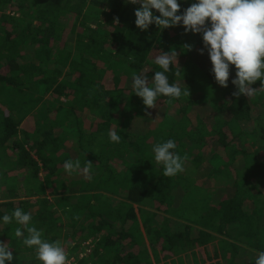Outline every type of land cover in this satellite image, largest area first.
<instances>
[{"label": "trees", "instance_id": "trees-1", "mask_svg": "<svg viewBox=\"0 0 264 264\" xmlns=\"http://www.w3.org/2000/svg\"><path fill=\"white\" fill-rule=\"evenodd\" d=\"M178 2L182 14L195 0ZM137 8L0 0V242L11 264H40L15 236L22 226L3 222L16 208L68 244L74 264H254L264 251V92L234 97L235 67L220 87L202 34L141 31ZM172 50L166 75L190 96L158 97L148 116L132 74L151 81L155 56ZM169 139L188 159L164 177L152 147ZM76 159L93 164L91 180L65 172Z\"/></svg>", "mask_w": 264, "mask_h": 264}, {"label": "clouds", "instance_id": "clouds-1", "mask_svg": "<svg viewBox=\"0 0 264 264\" xmlns=\"http://www.w3.org/2000/svg\"><path fill=\"white\" fill-rule=\"evenodd\" d=\"M133 5L139 4L135 10V25L141 31H147L150 25L158 29H168L182 25L185 34H202L203 48L199 54L206 50L212 65L211 72L215 82L222 88L228 87L230 68L235 67V78L231 83L236 91L234 97L241 95L248 98L258 92H264V0H195L180 13L178 0H125ZM153 10L159 13L154 15ZM114 24H119L118 18ZM187 51L192 45L183 46ZM177 52H163L155 56L154 63L162 71H156L151 81L145 74H132V89L134 94L141 98L145 106L146 115L151 116L147 109L157 107L158 97L169 98L167 103L178 100L182 96L189 97L187 87L181 88L179 83H170L166 73L171 71V65L177 61ZM181 75L178 66L175 76ZM257 81L260 88H253ZM109 140L119 143L121 136L115 131H109ZM177 145L169 139L153 145L154 161L162 166L164 177H173L184 171L187 155L181 156L175 152ZM63 168L68 175L82 173L91 180L93 164L86 161L81 166L80 160H68ZM13 221L17 225L16 237H23L22 243L35 250V260L40 264H70L69 257L59 240L49 242L43 238V231L35 226H29L32 221L31 213L20 208L14 209L9 215L3 216L4 224ZM25 231L27 236H25ZM13 252L8 244L0 242V264L13 260ZM254 264H264V251L258 252Z\"/></svg>", "mask_w": 264, "mask_h": 264}, {"label": "built area", "instance_id": "built-area-1", "mask_svg": "<svg viewBox=\"0 0 264 264\" xmlns=\"http://www.w3.org/2000/svg\"><path fill=\"white\" fill-rule=\"evenodd\" d=\"M76 246V244H74V243H72V245H71V247H75ZM83 247H85V244L83 245ZM68 249H70L69 248V246H68V244H67V246H66V252H68ZM69 260H70V264H74L72 261H73V258L72 257H69Z\"/></svg>", "mask_w": 264, "mask_h": 264}, {"label": "rangeland", "instance_id": "rangeland-1", "mask_svg": "<svg viewBox=\"0 0 264 264\" xmlns=\"http://www.w3.org/2000/svg\"><path fill=\"white\" fill-rule=\"evenodd\" d=\"M82 175V174H81ZM82 176H84V175H82ZM70 241L72 242V243H74V244H76L72 239H70ZM64 248H65V250H66V246H64ZM67 253V255H68V253H70V249H68V252H66ZM69 256V255H68ZM72 258H74L75 256H71Z\"/></svg>", "mask_w": 264, "mask_h": 264}]
</instances>
